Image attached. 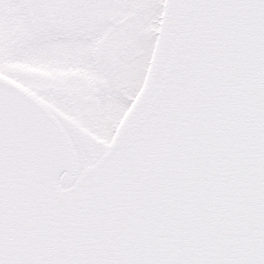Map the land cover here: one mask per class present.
I'll use <instances>...</instances> for the list:
<instances>
[{
	"label": "snow or ice",
	"instance_id": "snow-or-ice-1",
	"mask_svg": "<svg viewBox=\"0 0 264 264\" xmlns=\"http://www.w3.org/2000/svg\"><path fill=\"white\" fill-rule=\"evenodd\" d=\"M0 264H264V0H0Z\"/></svg>",
	"mask_w": 264,
	"mask_h": 264
}]
</instances>
